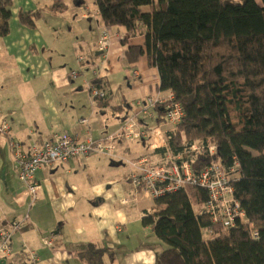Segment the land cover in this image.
I'll list each match as a JSON object with an SVG mask.
<instances>
[{"label":"crops","instance_id":"0c3cea01","mask_svg":"<svg viewBox=\"0 0 264 264\" xmlns=\"http://www.w3.org/2000/svg\"><path fill=\"white\" fill-rule=\"evenodd\" d=\"M11 3L9 32L0 38V110L11 135L24 149L33 143L41 144L56 133L68 132L80 139L92 135L105 138L119 130L132 109L142 118L136 123V130L144 135L140 139H116V157L90 154L41 166L35 174L40 187L34 194L18 179L7 139L0 135V227L13 220L24 221L12 235L6 262L156 264L161 246L151 229L141 224L143 210L150 209L154 200L132 185L130 168L125 163L151 155L156 162L153 152L160 148L153 147L149 131L160 130L164 137L165 131L174 127L161 121L157 128H151L161 106H156L158 110L132 107L139 101L144 106L148 98L172 95L159 90L158 71L149 66L145 55L132 62L125 55L127 46L144 47V35L130 37L122 27H107L99 20L97 8L90 14L85 7L80 19L86 24L77 22L86 39L81 34L75 36L70 28L65 30L70 34L62 42L58 41L62 33L58 34V28L65 29V21L54 19L53 0ZM39 9L40 18L32 25L20 24L19 12ZM142 9L146 12L149 7ZM104 35L109 43L100 51L98 43ZM80 42H91L94 52L91 58L76 57L75 64L80 66L77 71L68 67L66 55L75 52ZM84 69L87 77H81ZM70 71L77 75L70 77ZM116 71L123 73L130 91L138 92L137 99L130 100L131 95L122 94V85L113 86L112 94L108 80ZM94 79H99L101 88L108 92L106 101L90 99L88 84ZM106 110L113 113L108 124L103 119ZM161 117L165 119L163 113ZM80 118H86L88 125L81 123ZM130 142L136 143L138 153L132 151ZM120 168L126 172L116 171ZM45 237L51 239L50 245L44 244ZM31 254L37 255L35 261Z\"/></svg>","mask_w":264,"mask_h":264},{"label":"trees","instance_id":"16d2710c","mask_svg":"<svg viewBox=\"0 0 264 264\" xmlns=\"http://www.w3.org/2000/svg\"><path fill=\"white\" fill-rule=\"evenodd\" d=\"M95 2L105 26L144 35V47L127 46L126 57L145 55L158 71L159 90L183 108L179 124L164 133L166 146L154 150L155 163L186 161L193 174L217 161L232 168L233 197L247 218L233 228L213 224L194 210L208 200L195 185L154 199L141 224L161 246L156 264H264V0ZM11 7V0H0V38L9 32ZM53 7L65 4L55 0ZM39 11L19 12L20 24L32 25ZM90 84L101 88L99 79ZM108 98L107 92L96 101ZM159 116L151 128L166 121ZM129 117L142 122L135 111Z\"/></svg>","mask_w":264,"mask_h":264},{"label":"built area","instance_id":"2783aa9c","mask_svg":"<svg viewBox=\"0 0 264 264\" xmlns=\"http://www.w3.org/2000/svg\"><path fill=\"white\" fill-rule=\"evenodd\" d=\"M109 43L106 35L102 36L98 43V49L104 51ZM71 72L70 77L76 76ZM89 97L91 100H105L107 91L95 85L88 84ZM140 109L161 106L167 123L176 126L184 117V111L180 103L173 100V96L162 98H148L144 106L139 101L132 107ZM146 107V108H145ZM85 126L88 125L86 118L79 120ZM136 120L129 117L110 136L101 139L86 137L80 139L77 135L68 132L56 133L49 140L41 144L33 143L29 148L24 149L21 142L15 139L10 133L9 124L6 122L0 110V135L6 137L10 152L13 156L14 165L18 179L26 190L35 193L39 189V183L35 181V174L41 166L61 164L77 157H87L90 154L107 155L116 157V146L114 141L120 137L140 138L144 133L136 130ZM154 148L165 147V138L160 130L149 131ZM193 150L199 149L198 145L192 146ZM209 146V152L213 151ZM130 168L129 180L139 191L147 194L151 199H157L167 194L181 190L186 185H195L205 189L208 193V200L205 210L208 212L211 221L219 223L226 228H233L237 221L245 219L244 212L239 203L233 197V185L227 175V171L220 162H214L204 168L199 174H193L190 164L186 161L169 165L157 164L152 157H142L137 160H126ZM24 221L13 220L11 223L0 227V264L6 260L11 253V238L15 231L21 229ZM251 236L257 238V232L251 231ZM45 245L51 244V239H43ZM37 255L31 254L35 261Z\"/></svg>","mask_w":264,"mask_h":264},{"label":"rangeland","instance_id":"374dc122","mask_svg":"<svg viewBox=\"0 0 264 264\" xmlns=\"http://www.w3.org/2000/svg\"><path fill=\"white\" fill-rule=\"evenodd\" d=\"M228 1H240V0H228ZM54 2H55V0H53V3ZM62 2L65 4L64 8H58V9L54 8L53 4L51 6V12H52V15H54V19L58 18L61 21H65V29L58 28V30H59L58 34L60 32H62L61 33V37L58 39V41L64 42V38L68 34H70V33L66 32L65 30H68L70 28H71V31L75 34V36H78L79 34H81V36H83L82 38L86 39V36H84V34L81 31V25H79L77 21L83 22L84 25L86 24V21H84V20L82 21L80 19V14H81V12H84L85 7H88V9L90 11L89 13L91 14V12H93L96 9L95 0H62ZM76 2H79V5H76ZM67 26H68V28H67ZM92 34L95 36L96 35L95 31H93ZM87 38H90V36H88ZM68 41L70 42V38L68 39ZM93 52H94V47L92 46L91 42H80V45L75 49V52L66 55V59H67V62L69 64L68 67H70V68L73 67L74 70L79 71L80 70V66L78 67L75 64L76 63V57L77 56L90 57L92 55L91 53H93ZM87 60L91 61V60H93V58L92 59L88 58ZM89 64L93 68H96V66H97L94 63L93 64L89 63ZM70 72H73V71H70ZM74 72H76V71H74ZM87 76H88V73L85 71V69L81 70V77H87ZM109 78H110V80H108L109 88H110L112 94L115 93V90H112L113 86H115L116 88H119L122 85V89H121V93L122 94L124 93V94L131 95V96H129L130 100L137 99L138 92L134 91V90H132V91L129 90V87L125 84V79H124L123 73L121 71H116V72L112 73L109 76ZM132 111H134V110L132 109ZM105 112H106V114L103 116V119L105 121H107L106 123L108 124V120L112 119L113 113L112 112H108V110H106ZM116 118L117 117H115V119ZM92 138H94V139L97 138L98 139V137H94L93 135H92ZM129 146H130V148L132 149L133 152L138 153L139 149L137 148L136 143L130 142ZM116 152H117V150H116ZM116 171H118V172L123 171V172H120V173L123 174V173L126 172V169L125 168H120V169H118ZM231 174H230V177L232 176ZM203 210H205V208H203V207H195V212L196 213H199L200 211H203ZM28 212H29V209H28ZM25 214H27V212ZM203 236L206 238V236L204 234H203ZM5 262H6V260H2V263H5Z\"/></svg>","mask_w":264,"mask_h":264},{"label":"bare ground","instance_id":"6f19581e","mask_svg":"<svg viewBox=\"0 0 264 264\" xmlns=\"http://www.w3.org/2000/svg\"><path fill=\"white\" fill-rule=\"evenodd\" d=\"M214 148V147H213ZM214 150V149H213ZM218 162H220V161H218ZM221 163V162H220ZM222 164V163H221ZM223 165V164H222ZM224 166V165H223ZM224 168L226 169V171H227V175H228V177H229V179H230V174H231V172L233 171V169L232 168H226L225 166H224ZM240 205V204H239ZM241 209H242V211L244 212V215H245V219L243 220V221H237L236 222V225L237 224H239V223H245V222H247V218H246V214H245V211H244V209L242 208V207H240ZM203 212H205V213H207V215L209 216V214H208V212L206 211V210H204ZM210 217V216H209ZM211 219V218H210ZM212 222V221H211ZM213 224H218L219 225V223H214V222H212ZM235 227V226H234ZM253 230H255V229H253ZM256 231V230H255ZM257 232V231H256Z\"/></svg>","mask_w":264,"mask_h":264},{"label":"water","instance_id":"95a60500","mask_svg":"<svg viewBox=\"0 0 264 264\" xmlns=\"http://www.w3.org/2000/svg\"><path fill=\"white\" fill-rule=\"evenodd\" d=\"M76 5H79V2H76ZM2 263V262H1Z\"/></svg>","mask_w":264,"mask_h":264}]
</instances>
